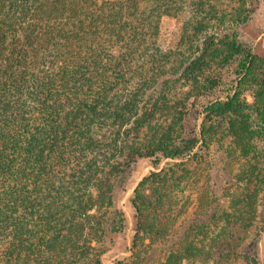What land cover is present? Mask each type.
Listing matches in <instances>:
<instances>
[{"label": "trees", "instance_id": "trees-1", "mask_svg": "<svg viewBox=\"0 0 264 264\" xmlns=\"http://www.w3.org/2000/svg\"><path fill=\"white\" fill-rule=\"evenodd\" d=\"M247 5L0 0L13 38L0 43V264H103L108 234L129 226L119 194L134 165L156 155L171 161L134 189L135 232L118 264L142 260L152 244L167 245L164 264L202 253L239 177L208 181V200L180 222L196 187L191 163L208 161L216 136L232 135L242 152L252 144L244 142L247 117L232 119L234 96L203 104L237 56L239 74L254 66V52L236 39L212 43L216 24ZM168 18L184 22L173 48L160 42ZM182 223L173 245L168 238ZM253 233L237 236L242 247L253 245Z\"/></svg>", "mask_w": 264, "mask_h": 264}, {"label": "rangeland", "instance_id": "rangeland-1", "mask_svg": "<svg viewBox=\"0 0 264 264\" xmlns=\"http://www.w3.org/2000/svg\"><path fill=\"white\" fill-rule=\"evenodd\" d=\"M246 16L248 19L244 20ZM5 20L7 19L0 15V43L4 41L8 44L13 38L7 32L11 24ZM216 25L217 27L213 28L216 36L212 43L222 48L224 46L219 45L222 40L228 42L229 39H236L252 49L255 54L254 66L247 74H239L238 64L242 58L237 56L233 64L225 68L219 87L204 99L203 104L209 100H226L234 96L237 100L234 114L237 115L232 116V119L239 121L241 116L247 117L251 132L244 142L250 140L252 144L248 151L242 152L240 148H244L243 144L240 146L236 144L232 135L216 136L212 139L211 154L206 159L208 161L191 163L193 166L189 171L192 172L190 177L195 179L196 187L190 194L188 206L182 213L180 222L208 200L210 197L208 181L219 184L222 174L226 175V173L237 175L239 179L236 184L232 183L231 189L226 193L220 217L210 223L205 231L202 253L197 255L193 252V256L183 259L181 264H264V179L261 178L264 176V93L261 85L264 70V0H248L245 10L232 12ZM183 26L184 22L180 18L166 19L161 34V44L166 48L178 46L184 30ZM18 38L22 41L23 35L19 33ZM197 38L196 43L203 47V36L199 35ZM199 149L197 147L196 150ZM169 160L156 155L140 159L134 165L126 191L119 194L120 204L127 214L129 226L125 231L108 234L109 239L103 245L107 248L101 257L103 264H118L119 260L130 255L136 225L134 210L129 202L130 197L144 176L167 166ZM210 172H213V176ZM247 222L254 224V228L244 229ZM184 225L182 223L177 226L175 236L171 234L168 238L170 242L172 237L180 236L178 233L182 229L180 230L179 227ZM251 230L254 232L253 235L259 232L255 242L252 246L242 247L237 236L240 233L244 236L245 232L249 233ZM174 249L182 251L185 248L175 245ZM169 255L165 243L152 244L145 253L140 254L139 257L143 259L135 264H164Z\"/></svg>", "mask_w": 264, "mask_h": 264}]
</instances>
